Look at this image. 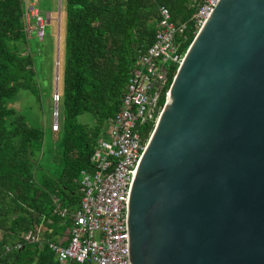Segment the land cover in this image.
<instances>
[{"label": "water", "instance_id": "obj_1", "mask_svg": "<svg viewBox=\"0 0 264 264\" xmlns=\"http://www.w3.org/2000/svg\"><path fill=\"white\" fill-rule=\"evenodd\" d=\"M126 229L129 264H264V0H217L195 31L137 162Z\"/></svg>", "mask_w": 264, "mask_h": 264}, {"label": "trees", "instance_id": "obj_2", "mask_svg": "<svg viewBox=\"0 0 264 264\" xmlns=\"http://www.w3.org/2000/svg\"><path fill=\"white\" fill-rule=\"evenodd\" d=\"M201 0H65L59 121L61 167L43 166L44 130L7 101L19 89H39L30 52L23 53L22 0H0V264H60L48 241L69 229L79 207V172L106 121L120 108L137 50L150 45L166 6L182 27L175 41L185 50L196 29ZM176 65L167 73L168 89ZM59 98V96H58ZM165 93L158 103L163 105ZM58 113V112H57ZM86 115H90V118ZM154 122L141 127L147 139ZM56 198V200H55ZM37 240L31 241L30 235ZM21 243L18 248H13ZM7 246L10 248L7 249ZM69 264H87L70 261Z\"/></svg>", "mask_w": 264, "mask_h": 264}, {"label": "built area", "instance_id": "obj_3", "mask_svg": "<svg viewBox=\"0 0 264 264\" xmlns=\"http://www.w3.org/2000/svg\"><path fill=\"white\" fill-rule=\"evenodd\" d=\"M21 22L27 37L41 39L50 12H43L35 0H22ZM217 0H201L193 14L198 29ZM61 0L57 7L59 40ZM182 30L172 20L169 9L159 6L154 39L138 48L136 62L128 77L120 108L106 121L89 155L90 166L79 172L81 198L72 212L59 205L54 209L71 220L66 244L48 241L60 264L69 261L87 264H129L126 207L128 188L146 138L141 127L155 122L161 109L158 100L165 89L168 71L178 65L184 50L175 41ZM58 98V97H57ZM57 128V121L55 123ZM56 200V198H55ZM30 240H37L31 234ZM16 243L13 248H18ZM10 247L7 246V249Z\"/></svg>", "mask_w": 264, "mask_h": 264}, {"label": "rangeland", "instance_id": "obj_4", "mask_svg": "<svg viewBox=\"0 0 264 264\" xmlns=\"http://www.w3.org/2000/svg\"><path fill=\"white\" fill-rule=\"evenodd\" d=\"M35 1L43 12H50L51 20L46 24L44 36L41 39L34 35L30 36L21 50L23 53L30 52L33 57L39 97L21 88L13 98L7 101V104L15 108L17 112L28 116V123L35 122L43 128L45 145L41 157L45 160L42 164L56 172L61 167V134L60 128L55 126V113L58 112V124L61 95L60 71L64 53L65 0H61L59 41L56 21L58 0ZM55 105H57L56 108ZM88 117L90 118V115Z\"/></svg>", "mask_w": 264, "mask_h": 264}, {"label": "crops", "instance_id": "obj_5", "mask_svg": "<svg viewBox=\"0 0 264 264\" xmlns=\"http://www.w3.org/2000/svg\"><path fill=\"white\" fill-rule=\"evenodd\" d=\"M59 37H60V31H59ZM68 239H69V229L65 230L62 234H57L56 242H59L61 244H66L68 242ZM69 262L67 264H69Z\"/></svg>", "mask_w": 264, "mask_h": 264}]
</instances>
